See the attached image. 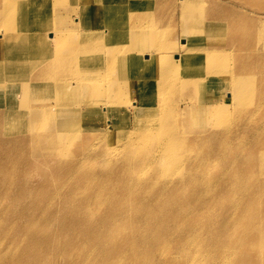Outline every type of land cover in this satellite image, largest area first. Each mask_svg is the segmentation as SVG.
Returning a JSON list of instances; mask_svg holds the SVG:
<instances>
[{"label": "bare ground", "instance_id": "6f19581e", "mask_svg": "<svg viewBox=\"0 0 264 264\" xmlns=\"http://www.w3.org/2000/svg\"><path fill=\"white\" fill-rule=\"evenodd\" d=\"M148 1L70 0L58 7L52 0H0V83L10 88L7 96L3 93L8 87L0 86V105L19 104L26 92L28 105H23L22 112L32 114V130L37 132L33 140L40 144L41 161L54 167L52 173L60 179L72 177L74 186L88 179L75 173L77 160H58L70 148L80 152L79 160L89 153L105 162L113 160L103 176L106 185L93 183L84 201L101 204V221L111 228L116 225L110 218L123 221V236L111 238L120 254L139 246L150 247L154 264H238L251 256L256 264H264V108L254 103L250 89V83L258 86L261 76L264 80L260 68L264 20L252 19L245 25L244 16L236 15L240 8L250 12L249 17L257 16L249 0H237L228 14L208 18L201 15L202 1L169 0L172 10L135 7ZM257 4L264 11V2ZM120 44L125 48L119 51ZM233 46L245 51L238 68L244 80H232L229 66L219 62L229 59ZM217 61V65L209 64ZM114 74L106 82L105 77ZM202 88L207 96L198 98ZM235 93L243 97L238 101L249 103L245 109L228 105ZM176 94L185 97L173 104ZM35 105L38 110L32 108ZM255 120L259 127L250 129ZM194 125L198 129L191 131ZM192 136L205 142L197 150L198 163L189 164V171L179 177L170 174L164 185L169 189L188 184L196 192L185 227L173 230L163 223L171 221L174 212L163 208L156 216L151 207L156 200H145L143 191L134 194L131 185L138 184L146 167L153 170L140 184L156 185L165 169L163 163L150 164L157 159L179 164L183 142ZM15 148L7 150L14 153V168L22 170L25 161ZM193 151L187 144V154ZM250 151L240 162V152ZM254 163L262 169L254 176L245 173L242 178L249 188L240 187L237 169ZM115 173L120 175L117 181L112 178ZM2 197L9 199L8 194ZM60 197L64 202L79 198L76 192H62ZM56 199L48 200L55 204ZM27 214L36 213L10 202L0 208V245L8 252L24 229L20 227L15 236L7 226L20 224ZM71 216H64L61 229L65 232ZM201 219L220 223L216 228L212 224L205 234L197 230ZM145 223L151 225L145 229ZM238 231L243 233L236 237ZM194 235L201 236L206 252L197 249L169 258L183 251L185 241V248H190L189 238ZM49 236L47 232L38 240L46 245ZM151 236L157 240L145 243ZM37 252L34 264H52L50 254L43 249ZM3 264H14L13 258Z\"/></svg>", "mask_w": 264, "mask_h": 264}, {"label": "rangeland", "instance_id": "374dc122", "mask_svg": "<svg viewBox=\"0 0 264 264\" xmlns=\"http://www.w3.org/2000/svg\"><path fill=\"white\" fill-rule=\"evenodd\" d=\"M41 1V0H40ZM45 1V0H43ZM58 7L69 4L70 0H52ZM179 4L185 3L186 0H177ZM202 1L199 2L202 6V17L208 18L213 15L224 16L228 14L229 8H233L237 0H194ZM254 6V14L252 17L250 12L244 11L240 8V13L236 15L244 16L246 21L244 24H250L252 19L264 20V11L260 10L257 3L264 2V0H249ZM143 6L141 3L135 5L138 10H155L159 7L172 10L173 5L169 0H149ZM215 5L222 7V10L215 11L213 8ZM233 12V10H232ZM248 15V16H246ZM33 17H39V14H32ZM74 22V20H73ZM180 31V30H178ZM217 33V30L213 31ZM226 37L225 35H220ZM1 44V43H0ZM181 43L177 44V47ZM114 48V47H112ZM125 46L120 44L117 49L123 50ZM245 51L233 46L232 52L230 53L229 59L222 58L219 62L220 65L229 66L232 74L229 75L232 80L242 79L245 77L238 72V68L241 64L242 53ZM164 54V52H162ZM169 57L163 58L164 62H167ZM1 63V62H0ZM217 62L209 64L217 65ZM138 67V64H137ZM260 68L264 69V65ZM30 72V71H29ZM37 69L31 71L33 77L37 74ZM106 76V82L110 81L115 77ZM263 76L260 77V83L258 86L255 83H250V89L254 91V103L264 108V80ZM0 86L8 87V90L3 93L10 96V88L6 83H0ZM207 96L206 91L202 88L197 95L198 98ZM249 94L247 98L249 99ZM184 95H174L173 104H177L184 99ZM28 96L26 92H23L19 104L15 102H9L7 105H0V115H3L0 120V208H2L7 202L13 203L16 206L26 207L32 209L36 214L32 216L27 214L21 220V223L11 222L8 227V233L15 235L20 227H23L21 235L15 237L14 245L10 252L4 246L0 245V264H3L4 260L13 258L14 264H34V260L38 256L37 250L43 249L45 252L50 254L52 264H154L156 258L152 255L150 247L141 248L139 246H133L132 250L126 248L125 252L120 254L119 251L113 247L111 238L123 236L122 234V220L119 218H110L111 222L116 225L115 228H111L109 225L104 224L101 221V209L102 205L96 202L88 203L84 199L90 195L89 189L93 183L98 182L101 185H106V181L103 178L107 165L110 162H105L101 158H93L88 150V157L83 160H79V151H74L70 148L67 153L60 157L59 161H73L77 160L80 164L75 173L81 176L87 177L88 181L82 186H74L73 179L64 178L60 179L57 175L52 173L54 167H47L41 161V150L38 141L33 139L36 138L37 132L32 130V126L35 123L31 120L32 114L22 112L23 105H28ZM196 98V97H195ZM239 98H243L241 95H233V100L228 104L235 108H246L249 103L244 100L238 101ZM200 101L199 99H196ZM18 105V106H11ZM181 105H186L182 103ZM207 105V104H200ZM35 110L39 109L38 105L32 107ZM245 115V110L243 111ZM231 121H234L231 120ZM256 124L250 129L259 127L257 124L258 120H255ZM94 125V121L91 123ZM191 131L197 130L198 126H190ZM183 142L184 150L180 154V163L173 165L169 163V159H157L152 166H157L159 163H163L164 175L158 181V183L152 187L143 186L140 184L141 179H148L153 169L147 168L140 174L138 184L131 185V190L134 194L143 191V198L147 201L155 199L152 206L155 207V215L159 216V209L165 208L167 211H173L174 216L171 221H165L163 225L170 229L178 230L185 227V217H188L189 211L193 208V199L196 192L193 188L185 185H174L169 189L164 188L168 176L174 175L179 177L184 172L189 171L188 165L191 163H198L197 159L200 157L197 153L200 145H205L203 139L198 136H192ZM251 144L253 139L251 138ZM187 144H189L194 151L191 154H187ZM259 144V143H258ZM15 146L14 152L18 153L25 161L22 170L14 168L16 163L14 159V153L7 150V147ZM226 150H230V147H226ZM251 152H240L238 158L241 162ZM13 155V156H12ZM152 160V159H151ZM183 163V167H181ZM261 164H252L249 167H239L237 173L240 180V187L249 188L247 180L243 179V175L248 173L251 176L257 175L258 171L261 170ZM11 175H15V178H11ZM112 178L117 181L120 178L118 173H115ZM62 192H76L79 197L78 200H69L64 202L60 197ZM8 194L9 199H4L2 196ZM101 194V193H100ZM162 194L166 195V198L157 199L154 195ZM51 196L57 197L55 204L50 202L48 199ZM72 215L68 220L69 231L65 232L61 229V224L64 220L65 215ZM135 217L133 220L138 219ZM160 223V222H159ZM157 223V224H159ZM219 221H210L207 219H201L197 223L198 231H205L208 233V229L215 225V228L219 226ZM134 224V222H133ZM228 226V223H226ZM151 224L145 223V229ZM139 230V228H138ZM49 233L50 242L46 245L42 244L38 238H42L46 233ZM233 232V229L229 230ZM86 233V234H85ZM243 231H238L236 237L241 235ZM93 236L95 241L89 240V237ZM233 236V235H232ZM157 239L151 236L145 243L153 244ZM191 242L190 248H185L186 241L183 244V251H175L169 258L182 257L188 251L200 249L203 252L208 250L207 248H201L202 239L199 235H194L189 238ZM125 245V244H124ZM159 258H164V255H160ZM238 264H256L254 258L246 257L238 261Z\"/></svg>", "mask_w": 264, "mask_h": 264}]
</instances>
